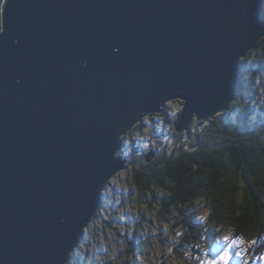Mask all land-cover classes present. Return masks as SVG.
<instances>
[{
  "label": "water",
  "instance_id": "95a60500",
  "mask_svg": "<svg viewBox=\"0 0 264 264\" xmlns=\"http://www.w3.org/2000/svg\"><path fill=\"white\" fill-rule=\"evenodd\" d=\"M262 38L264 0H5L0 264H69L127 166L123 138L180 101L197 148Z\"/></svg>",
  "mask_w": 264,
  "mask_h": 264
},
{
  "label": "trees",
  "instance_id": "16d2710c",
  "mask_svg": "<svg viewBox=\"0 0 264 264\" xmlns=\"http://www.w3.org/2000/svg\"><path fill=\"white\" fill-rule=\"evenodd\" d=\"M0 28L3 29V8ZM241 65L236 98L226 112L202 129L197 148L188 147L195 121L191 131L179 134L175 130L174 123L183 108L179 101V112L172 109L170 102L164 113L146 118L123 138L125 147L121 154L128 160L126 168L132 171L133 185L139 190L138 200L157 210L160 222L181 232L180 243L175 244L170 256L163 255L159 264H167L168 257L179 259L180 264H193L185 254L203 243L210 231L211 238L205 240L212 244L217 237L213 234L217 226L231 232L234 239H240L241 246L259 248V253L264 251V38L241 60ZM148 119L163 125L171 143L162 147L143 146L137 140L135 131L142 132ZM152 151L154 157L148 158ZM199 201L209 207L206 220L199 219L192 211ZM109 211L113 209L103 200L93 220L110 227L113 219H117L125 228L130 226L120 216L107 217ZM88 231L69 264H98L85 253L82 260L81 251L88 246ZM126 231L123 239L127 247L118 251L119 259H125L123 264H137L138 257L145 255L146 238L139 225ZM250 253L247 250L245 254L246 264H251L256 256ZM179 260H176L178 264ZM117 264H122V260Z\"/></svg>",
  "mask_w": 264,
  "mask_h": 264
},
{
  "label": "rangeland",
  "instance_id": "374dc122",
  "mask_svg": "<svg viewBox=\"0 0 264 264\" xmlns=\"http://www.w3.org/2000/svg\"><path fill=\"white\" fill-rule=\"evenodd\" d=\"M179 102L172 101L173 104H171V106L175 112H179L181 109V103ZM157 120L159 121L157 123H161L160 119ZM146 122L147 124L143 127L142 132L139 130L135 131L137 140L140 141L143 146L153 144L154 146L162 147L166 143H171L169 142L171 138L164 132L163 125L156 124L155 121L149 119ZM131 151H133V149L128 152L131 154ZM131 173L132 171L130 168H125L113 177L105 188L102 198V202L104 200L109 208L113 209V211H109L110 213H106L107 217L113 218L114 216H120L123 221H128L131 227L129 226L125 228L122 222H119L117 219H113L114 226L112 225L110 227L103 225L102 222H99L98 220H93L88 226L89 229L87 228L86 230H89V237L87 238L88 246L81 251L82 260L85 253L86 257H90V259L93 260L95 259L98 264H109L110 262L117 264L120 260H122L123 264V260L125 259H119L120 254L118 253V251L125 250L126 241L123 239V236H126V229H136L138 225L139 230H141L140 232H143V236L146 238V241H144L146 252L142 257H138L137 264H159L160 261H162V256H166L167 254L170 256V253L172 254V251L175 248V244L180 243V230L174 231L170 224L160 222L157 217V210L152 209L148 204L138 200L139 190L133 185ZM192 211L198 215L199 219L206 220L210 210L206 202L199 201L196 203ZM113 212L116 215H113ZM216 228L215 231L212 229L214 232L213 234L217 236L212 240V244H209L205 240V238H211L210 231L209 235L204 237L203 243L198 244L197 248L194 247L197 250L193 248L192 250H188L185 254V256L191 260V263L202 264L204 261L205 263L203 264H208L212 258L209 253L214 255L221 251L224 252L229 250V252H232L235 250L236 252L238 248L242 249L241 244L243 242H241L240 239H236V241L233 242L234 238L231 232H223L218 226ZM116 229L119 230L121 233L120 235ZM91 240L92 242H90ZM229 240H231L232 243L225 244V241ZM250 250L251 255H256L254 260L252 259L253 262L251 264H264V251H262V255H259V248L252 250L250 247ZM242 253L243 251L238 254L242 256ZM176 260L179 259L169 260L168 257L167 264H178ZM180 263L181 261L179 264Z\"/></svg>",
  "mask_w": 264,
  "mask_h": 264
},
{
  "label": "snow or ice",
  "instance_id": "6c2138e0",
  "mask_svg": "<svg viewBox=\"0 0 264 264\" xmlns=\"http://www.w3.org/2000/svg\"><path fill=\"white\" fill-rule=\"evenodd\" d=\"M4 6V0H0V9H2ZM0 31H3L2 28H0Z\"/></svg>",
  "mask_w": 264,
  "mask_h": 264
}]
</instances>
